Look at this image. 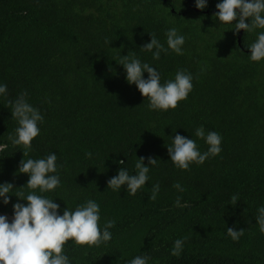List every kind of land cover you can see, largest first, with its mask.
Here are the masks:
<instances>
[{
    "label": "trees",
    "instance_id": "trees-1",
    "mask_svg": "<svg viewBox=\"0 0 264 264\" xmlns=\"http://www.w3.org/2000/svg\"><path fill=\"white\" fill-rule=\"evenodd\" d=\"M219 2L195 10V0L192 6L189 0H0V84L7 85L0 95V184H13L9 203L0 198V213L12 217L13 204L27 203L16 195L34 191L19 162L55 153L60 185L36 194L57 203L59 215L95 201L101 230L115 220L106 244L66 242L70 264H129L142 255L148 264H264L257 223L264 207V59L251 61L248 50L264 29L243 31L239 44L236 21L214 17ZM171 28L185 37L182 55L169 49L154 60L141 49L149 34L167 48ZM128 53L154 67L161 84L180 69L190 73L187 98L175 109L149 110L119 65ZM22 92L43 116L27 156L8 139L18 126L9 101ZM201 126L222 137L221 152L188 170L176 167L167 153L176 134L207 151L195 136ZM140 157L149 179L135 195L126 186L107 187L120 169L136 174ZM148 157L157 165H148ZM227 228L244 233L234 241ZM176 239L184 240L179 257L171 255Z\"/></svg>",
    "mask_w": 264,
    "mask_h": 264
},
{
    "label": "clouds",
    "instance_id": "clouds-1",
    "mask_svg": "<svg viewBox=\"0 0 264 264\" xmlns=\"http://www.w3.org/2000/svg\"><path fill=\"white\" fill-rule=\"evenodd\" d=\"M207 0H195L197 9H204ZM217 11L214 17L220 23L234 24V34L240 30L252 32L255 29H264V0H222L215 5ZM247 21H250L246 23ZM151 36L150 42L144 44L141 49L152 52L154 60H159L162 52L169 49L178 55H182V46L185 37L179 35L177 29H169L166 35L167 48L156 38ZM106 43L110 41L106 40ZM155 50V51H153ZM250 60L259 62L264 59V31H261L254 43L249 46ZM119 65L126 72V81L135 84L142 97H147L149 110L175 109L178 102L187 98L193 88V77L186 70L176 72L174 79L160 83L159 72L148 63H141L134 53H128L119 58ZM147 73V79L143 77ZM7 92V85L0 84V95ZM27 93L22 92L14 101H9L12 111L11 116L17 121L18 126L14 134H9L8 139L13 145H23L27 156L31 150L32 140L39 135L38 123L43 121L39 110L30 105L26 100ZM195 136L203 139L208 145L207 151L201 153L197 143L193 139L176 134L172 143L167 147V153L171 162L178 168L188 170L191 163L203 164L209 156H217L221 152L222 137L214 131L205 133L203 126L195 130ZM91 157V153H86ZM144 157L137 159L136 174L130 175L125 169H120L118 174L107 181V187L118 191L121 186H126L130 195H135L148 181L149 166H145ZM148 165L156 166L158 159L148 157ZM57 156L49 154L41 159H22L19 162L18 172L27 174L26 187L34 191L26 196L23 192L16 196L19 200L26 201V205L15 203L12 205L13 216L11 222L7 215H0V264H70L69 258L63 254L66 242L73 241L78 246H95L106 244L111 240L109 229L115 226V220L104 223L103 230L100 227V206L93 200H87L71 211L67 208L59 215L60 206L52 199L36 194L54 190L60 185L57 172ZM124 163V161H120ZM24 187V186H23ZM178 191L184 188L179 184L173 185ZM159 184H154L151 189V200H155L159 192ZM13 190V184H0V198L4 205L9 203V194ZM238 196L231 197V204L235 205ZM177 205L180 197H177ZM257 223L261 233H264V207L258 209ZM244 233V229L235 230L227 228V234L234 241ZM184 245L183 239H176L171 250V255L179 257ZM150 257L147 255L136 256L129 264H148Z\"/></svg>",
    "mask_w": 264,
    "mask_h": 264
},
{
    "label": "water",
    "instance_id": "water-1",
    "mask_svg": "<svg viewBox=\"0 0 264 264\" xmlns=\"http://www.w3.org/2000/svg\"><path fill=\"white\" fill-rule=\"evenodd\" d=\"M192 1L193 0H189V2H190V6H192ZM195 10H198V9H195ZM172 12H173V10H171ZM216 11H217V9H216ZM213 12H215V11H213ZM242 32H243V30H240L239 31V35H238V43L239 44H241V36H242Z\"/></svg>",
    "mask_w": 264,
    "mask_h": 264
},
{
    "label": "rangeland",
    "instance_id": "rangeland-1",
    "mask_svg": "<svg viewBox=\"0 0 264 264\" xmlns=\"http://www.w3.org/2000/svg\"><path fill=\"white\" fill-rule=\"evenodd\" d=\"M0 215H5V214H1V213H0ZM7 216H8V218H9V222H11V218H12V217L9 216V215H7Z\"/></svg>",
    "mask_w": 264,
    "mask_h": 264
}]
</instances>
